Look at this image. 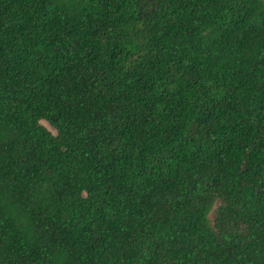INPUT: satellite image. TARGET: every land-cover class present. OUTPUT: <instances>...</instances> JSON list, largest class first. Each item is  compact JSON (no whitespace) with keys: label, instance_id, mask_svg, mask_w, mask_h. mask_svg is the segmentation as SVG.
<instances>
[{"label":"trees","instance_id":"1","mask_svg":"<svg viewBox=\"0 0 264 264\" xmlns=\"http://www.w3.org/2000/svg\"><path fill=\"white\" fill-rule=\"evenodd\" d=\"M0 264H264V0H0Z\"/></svg>","mask_w":264,"mask_h":264},{"label":"rangeland","instance_id":"2","mask_svg":"<svg viewBox=\"0 0 264 264\" xmlns=\"http://www.w3.org/2000/svg\"><path fill=\"white\" fill-rule=\"evenodd\" d=\"M42 124H44L53 134H55V135L57 134L56 130L53 129L52 127H50L49 125H47V123L43 122Z\"/></svg>","mask_w":264,"mask_h":264},{"label":"water","instance_id":"3","mask_svg":"<svg viewBox=\"0 0 264 264\" xmlns=\"http://www.w3.org/2000/svg\"><path fill=\"white\" fill-rule=\"evenodd\" d=\"M48 125V124H47Z\"/></svg>","mask_w":264,"mask_h":264}]
</instances>
